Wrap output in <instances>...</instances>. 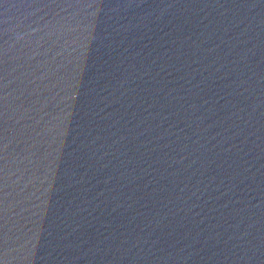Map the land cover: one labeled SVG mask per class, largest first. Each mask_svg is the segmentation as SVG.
I'll use <instances>...</instances> for the list:
<instances>
[{
  "label": "water",
  "instance_id": "obj_1",
  "mask_svg": "<svg viewBox=\"0 0 264 264\" xmlns=\"http://www.w3.org/2000/svg\"><path fill=\"white\" fill-rule=\"evenodd\" d=\"M0 264H264V0H0Z\"/></svg>",
  "mask_w": 264,
  "mask_h": 264
}]
</instances>
